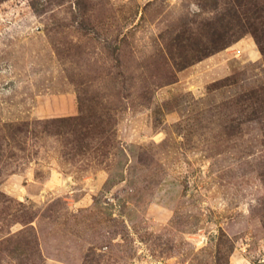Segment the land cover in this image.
<instances>
[{
	"label": "rangeland",
	"instance_id": "1",
	"mask_svg": "<svg viewBox=\"0 0 264 264\" xmlns=\"http://www.w3.org/2000/svg\"><path fill=\"white\" fill-rule=\"evenodd\" d=\"M0 264H264V0H0Z\"/></svg>",
	"mask_w": 264,
	"mask_h": 264
},
{
	"label": "trees",
	"instance_id": "2",
	"mask_svg": "<svg viewBox=\"0 0 264 264\" xmlns=\"http://www.w3.org/2000/svg\"><path fill=\"white\" fill-rule=\"evenodd\" d=\"M244 29H242V31H243ZM223 38H222V36H218L217 37V39L215 38V40H214V44L212 45V47H211V49L214 51V50H218V49H221L226 43L225 42H223V40H222Z\"/></svg>",
	"mask_w": 264,
	"mask_h": 264
}]
</instances>
